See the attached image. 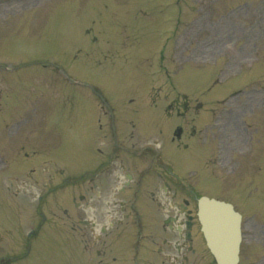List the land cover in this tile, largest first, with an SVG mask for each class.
<instances>
[{
	"label": "rangeland",
	"instance_id": "rangeland-1",
	"mask_svg": "<svg viewBox=\"0 0 264 264\" xmlns=\"http://www.w3.org/2000/svg\"><path fill=\"white\" fill-rule=\"evenodd\" d=\"M263 15L264 0H0V63L9 71L15 68L11 77L0 70V123L9 125L24 116L31 118V112L32 120H36L34 115L42 120L47 111L42 105L48 98L52 103L58 100L66 109L74 108L79 127L84 126L88 107L94 105L97 111L98 100L88 92L75 90L71 91L75 99L70 101L71 86L62 82V87L60 78L50 76L54 72L62 77L59 68H54L57 65L71 77L94 83L117 118L160 123L162 116L154 115L152 109L166 107L165 120L186 124L190 116L175 117L174 108L179 104L166 106L176 95L171 84L183 93L207 91L204 102L213 103L253 82L264 71L259 64L244 62L242 65L248 66L234 74L224 67L222 59L228 65L232 59L241 58L240 52L248 54V43L239 38V25L246 31L256 21L251 33H258V51L264 47V40L259 38L264 34H260L264 23L257 22ZM217 36L219 41L212 45ZM220 54L223 58H214ZM248 59H264V54ZM159 62L161 75L154 74ZM151 76L158 79L149 80L147 85L146 79ZM12 97H18L16 104ZM64 129L63 140H67L66 151L70 153L75 148L70 140L77 135L69 127ZM258 132L264 137V128ZM24 135L28 136L27 129ZM4 141L10 142L3 139L0 148V255H22L24 251L17 243H25V218L29 219V212L33 214L36 206L25 202L24 197L15 201L4 189L12 183L14 167L24 162L17 163L18 158ZM20 180L25 181L23 177ZM50 243L42 236L33 248V256L18 264H60L61 257L66 264H78L76 256L65 247L53 252L49 247L41 249Z\"/></svg>",
	"mask_w": 264,
	"mask_h": 264
},
{
	"label": "flooded vegetation",
	"instance_id": "flooded-vegetation-1",
	"mask_svg": "<svg viewBox=\"0 0 264 264\" xmlns=\"http://www.w3.org/2000/svg\"><path fill=\"white\" fill-rule=\"evenodd\" d=\"M115 122H99L97 126L105 144L103 150L94 153L91 173L71 175L62 168L42 169L38 202L46 204L51 193L66 187L70 194H77L79 202L71 194L74 208L71 213L63 211L61 224H67L73 234L88 241L95 264H215L196 217L198 198L208 194L192 182L195 164L188 167L189 177L182 179L176 172V160L172 164L161 146L155 141H140L134 125L116 126ZM181 135L182 131L177 139ZM223 163V159L201 160L196 178L202 175L200 184L206 188L208 171L217 174L218 196L214 197H231L227 201L243 214V241L252 245L257 240V230L262 234L252 215L255 207L248 203L240 210L235 197L245 190L253 196L255 189L249 185L240 191L239 185H232L231 193L221 191L227 173ZM95 198L106 206L105 213L89 216L93 210L89 206ZM260 203L255 201L256 206ZM245 214L249 215L245 218ZM247 251L253 253L250 247Z\"/></svg>",
	"mask_w": 264,
	"mask_h": 264
},
{
	"label": "water",
	"instance_id": "water-1",
	"mask_svg": "<svg viewBox=\"0 0 264 264\" xmlns=\"http://www.w3.org/2000/svg\"><path fill=\"white\" fill-rule=\"evenodd\" d=\"M203 203L204 205L202 209H209V211H207L205 215L204 213H201L200 218L205 217L204 218L205 220L208 219V221H204V226L206 225V228H204V230L205 233H207V235L209 236V238L223 237L222 234L220 233V230L218 229L219 226H221V229L222 228L225 229L226 227L236 228L237 224L233 221V218L227 212H225V214H219L217 216L216 211L222 208L221 205L215 202H207V201H203ZM232 231L233 230L230 228L226 229V232L229 235L231 234ZM218 248H220L219 245L213 246V251L216 254L215 256L217 258L221 257L226 264H231V258L232 257L233 259L235 258V253L230 254L229 250L220 253V249Z\"/></svg>",
	"mask_w": 264,
	"mask_h": 264
}]
</instances>
